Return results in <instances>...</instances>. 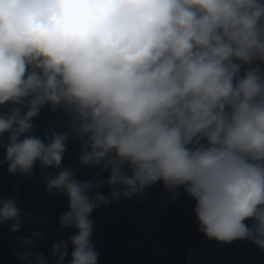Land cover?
<instances>
[{"label":"clouds","instance_id":"obj_1","mask_svg":"<svg viewBox=\"0 0 264 264\" xmlns=\"http://www.w3.org/2000/svg\"><path fill=\"white\" fill-rule=\"evenodd\" d=\"M261 65L264 0H0V163L58 170L42 179L67 198L59 222L75 235L52 244L55 264L69 245V264H98L91 213L157 182L195 202L205 238L264 251ZM46 105L69 123L41 139L32 121ZM69 135L99 168L90 180L61 168ZM23 223L16 199H0V224ZM40 238L18 241L26 264H48Z\"/></svg>","mask_w":264,"mask_h":264},{"label":"water","instance_id":"obj_2","mask_svg":"<svg viewBox=\"0 0 264 264\" xmlns=\"http://www.w3.org/2000/svg\"><path fill=\"white\" fill-rule=\"evenodd\" d=\"M260 67L264 70V65ZM6 110L7 106L0 107V113ZM32 123L35 125L33 135L43 139L49 129L67 131L69 120L63 110L53 111L46 105ZM80 153L78 139L69 135L61 168L75 170V178L84 182L99 168L81 165ZM3 156L4 148L0 147V161ZM57 171L42 170L37 165L31 175L25 177L10 174L7 165L0 163V199L14 197L24 221L15 233H9L10 224H0V264H26L19 258L24 247L18 241L33 232L42 236L35 240L33 252L42 254L48 264H55L51 257L52 244L75 235L74 229L62 228L59 222L60 216L68 210L67 198L61 194L50 195L42 179L43 174ZM96 179L106 180L107 173ZM98 191L107 195L110 188L105 185ZM194 204L182 188L177 190L176 198L170 200L162 184L157 182L142 194L97 207L90 219L91 241L98 252V264H264V251L247 240L223 244L205 238L193 215ZM245 223L251 224L250 221ZM67 250L69 258L65 259V264H69L70 245Z\"/></svg>","mask_w":264,"mask_h":264}]
</instances>
